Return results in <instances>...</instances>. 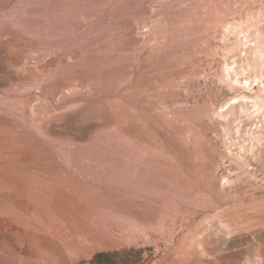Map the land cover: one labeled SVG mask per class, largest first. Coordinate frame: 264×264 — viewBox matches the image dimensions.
I'll return each mask as SVG.
<instances>
[{"label": "rangeland", "instance_id": "374dc122", "mask_svg": "<svg viewBox=\"0 0 264 264\" xmlns=\"http://www.w3.org/2000/svg\"><path fill=\"white\" fill-rule=\"evenodd\" d=\"M0 264H264V0H0Z\"/></svg>", "mask_w": 264, "mask_h": 264}, {"label": "bare ground", "instance_id": "6f19581e", "mask_svg": "<svg viewBox=\"0 0 264 264\" xmlns=\"http://www.w3.org/2000/svg\"><path fill=\"white\" fill-rule=\"evenodd\" d=\"M226 71L224 72V77L230 78L231 74V68L228 67L226 68ZM66 214H68L66 211L61 210V213L58 214V216H55V219H57L55 222L56 227L58 229H61V231L58 233V231L54 232L52 234L53 236L55 235L56 238H62L64 242H67L68 246H71V243H76L80 236L77 235V233L72 229V226L75 225L77 227L80 223L78 221H75L74 219H69L66 217Z\"/></svg>", "mask_w": 264, "mask_h": 264}]
</instances>
